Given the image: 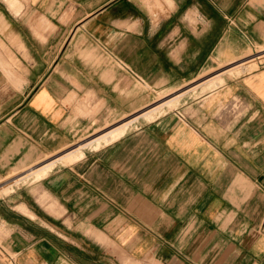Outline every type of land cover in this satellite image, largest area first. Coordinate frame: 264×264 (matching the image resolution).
<instances>
[{
  "label": "crops",
  "instance_id": "1",
  "mask_svg": "<svg viewBox=\"0 0 264 264\" xmlns=\"http://www.w3.org/2000/svg\"><path fill=\"white\" fill-rule=\"evenodd\" d=\"M256 45L264 0H0V178L50 154L0 186L16 263L264 264L261 52L199 88Z\"/></svg>",
  "mask_w": 264,
  "mask_h": 264
},
{
  "label": "rangeland",
  "instance_id": "2",
  "mask_svg": "<svg viewBox=\"0 0 264 264\" xmlns=\"http://www.w3.org/2000/svg\"><path fill=\"white\" fill-rule=\"evenodd\" d=\"M254 48L259 49V51L261 52V55L259 57V61L264 60V46L256 45L254 47H248V49L245 50V52L243 54H241L240 56H232L226 60H220L219 62L215 63V65L211 66V68L209 70H207V72L205 74H203L201 77H199V79L202 77L204 78L202 81H200L201 83H203V85L201 84L199 86V88H201L202 90H206V89L211 88L212 86H215V83L217 84V82H216L217 79L220 78V75L224 71L235 69V68L229 69L230 67H228V65H230L234 62H237V65L235 67L245 66V65H247V63L249 66L251 65L252 67L257 66L255 64V62H257L258 60H257V58H254V57L252 59L249 58L251 60L247 63H242V64L238 63V61L244 60L247 57L252 56L251 54H252V52H254ZM230 61H233V62L230 63ZM247 70L248 69L243 68V69H240L239 71L233 70L232 72H236L238 74H241L243 72H247ZM224 73H226V72H224ZM224 73H223V75H224ZM195 81H197V79ZM200 82H199V84H200ZM192 83L189 86L193 85ZM191 88H193V90L198 89L197 85L195 87H191ZM178 92L179 91H160V92H158L157 96L155 97V100H153L151 103L147 104L144 108L142 107L143 109L141 108L139 112L124 117L123 119L119 120V122L116 124H120L121 122L127 121V119L134 117V118L130 119L129 121H127L123 124L125 126L124 129L126 130L130 125L134 124L139 119L150 120V119H153L157 115L163 114L164 112L168 111L169 109H172V108L177 106L179 99L182 95V94H180V95L175 96V94H177ZM163 100H167V101L161 103L160 101H163ZM146 110H148V111H146ZM136 114H137V116H136ZM102 130H104V129L98 128V129H95L93 131L87 132L85 135H83L81 138H79V140H77L76 143H74L73 145H71L70 147H68L67 149H65L62 152H65V151L70 150L73 147L77 146L78 145L77 143L80 142V140L86 139V138L91 137V136L95 137L96 135L100 134L102 132ZM93 143L94 142L88 143L84 147L91 146V145H93ZM84 147H83V149H84ZM49 156H50V154H47L42 159H39L35 163L26 166L22 171H20V173H17V175H14V176L8 177V178H0V186L4 185L6 183H9L11 181L13 182L15 178L19 179L21 177L20 175H22L25 171L31 170L32 168L37 167L38 165L42 164V162L44 160L50 158ZM69 157H63L59 160L70 161V160H68ZM70 159H72V158L70 157ZM54 163L55 162L51 163L49 166H46L45 168H42L41 170L35 171V173H38V174L45 173L46 170L49 169L50 167H52V165ZM18 176H20V177H18ZM12 182H11V184H12ZM10 185L5 187L4 189L0 188V194H3L5 191H7V189H9ZM8 252H10L12 255H10V253H8ZM14 258L15 257H14L13 252L9 251V249H7V248L5 249V246L2 243V240L0 239V264H17L16 261L14 260Z\"/></svg>",
  "mask_w": 264,
  "mask_h": 264
}]
</instances>
